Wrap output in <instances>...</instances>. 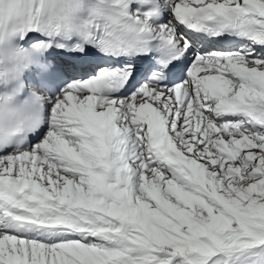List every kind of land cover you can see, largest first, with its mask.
Instances as JSON below:
<instances>
[{"label":"snow or ice","instance_id":"1","mask_svg":"<svg viewBox=\"0 0 264 264\" xmlns=\"http://www.w3.org/2000/svg\"><path fill=\"white\" fill-rule=\"evenodd\" d=\"M0 264H264V0H0Z\"/></svg>","mask_w":264,"mask_h":264},{"label":"clouds","instance_id":"2","mask_svg":"<svg viewBox=\"0 0 264 264\" xmlns=\"http://www.w3.org/2000/svg\"><path fill=\"white\" fill-rule=\"evenodd\" d=\"M20 109H21V112H20L21 120H23L24 115H25L24 110H23V105L20 106Z\"/></svg>","mask_w":264,"mask_h":264}]
</instances>
